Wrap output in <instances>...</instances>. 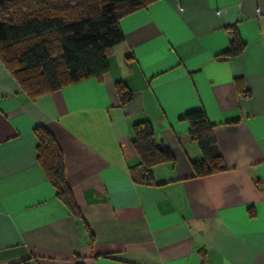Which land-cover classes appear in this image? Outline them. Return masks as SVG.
I'll list each match as a JSON object with an SVG mask.
<instances>
[{"label":"crops","instance_id":"obj_1","mask_svg":"<svg viewBox=\"0 0 264 264\" xmlns=\"http://www.w3.org/2000/svg\"><path fill=\"white\" fill-rule=\"evenodd\" d=\"M119 27L100 78L33 99L0 61V264H264V0H156ZM233 38L242 50L225 55ZM192 110L225 170L194 176L202 154L179 119ZM143 121L172 155L154 184L135 180ZM37 126L61 150L78 216L37 162Z\"/></svg>","mask_w":264,"mask_h":264},{"label":"trees","instance_id":"obj_2","mask_svg":"<svg viewBox=\"0 0 264 264\" xmlns=\"http://www.w3.org/2000/svg\"><path fill=\"white\" fill-rule=\"evenodd\" d=\"M156 0H0V61L29 98L57 91L108 70L106 51L123 42L119 20ZM243 43L233 38L225 55H236ZM115 90L124 103L130 91L122 83ZM187 121L189 136L199 147L201 159L192 161L195 177L225 170L212 126L202 110L179 117ZM37 162L57 197L78 216L65 182L63 157L49 131L37 126ZM131 145L139 162V183L154 184L151 168L172 160L169 148L157 143L149 123L133 125ZM252 216L253 212L249 210ZM15 264H28L27 260Z\"/></svg>","mask_w":264,"mask_h":264}]
</instances>
